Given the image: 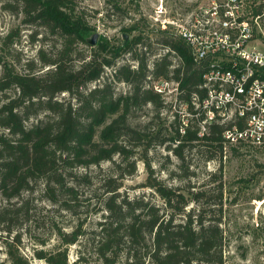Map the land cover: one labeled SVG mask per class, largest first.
<instances>
[{"label": "trees", "instance_id": "16d2710c", "mask_svg": "<svg viewBox=\"0 0 264 264\" xmlns=\"http://www.w3.org/2000/svg\"><path fill=\"white\" fill-rule=\"evenodd\" d=\"M107 2L110 9H122L120 0ZM3 8L22 13L24 23L44 27L61 41L52 56L40 47L38 62L28 61L27 69L20 70L6 56L19 33L11 30L2 38L0 192L6 203L0 205V241L3 239L11 263L31 264L19 251L20 233L10 239L22 224L20 216L29 214L30 199L23 194L42 181L48 200L73 211L80 198V180L89 185L94 182L90 167L111 162L109 171L99 177L102 219L98 222L95 251L101 264H118L122 255V264H224L225 230L219 222L205 218L211 208L208 190L177 189L166 184L153 176L149 157L155 145L172 151L182 165L186 163L185 151L197 146L203 147L199 150L209 158L217 153L222 156L225 150L226 124L212 122L200 135L199 120L190 117L181 133L184 118L173 114L170 123L161 120L160 110L167 103L146 84L150 75L168 78L180 83L184 101H190L194 94L206 96L201 87L204 67L195 62L186 42L168 29L155 27L161 44L169 50L150 68L146 52L138 51V45L145 43V31L131 36L139 31L144 19L124 27L119 42L99 36L93 45L90 38L95 27L76 11L73 0H4ZM81 44L90 45L88 55L80 52ZM126 53L138 62L136 67L128 62L118 64ZM173 53L178 64L170 58ZM109 68L113 69L111 74ZM121 81L127 82L131 90L117 95L115 82ZM63 92L71 98L59 99ZM147 104L156 107L157 114L144 125L137 123L133 111ZM42 113L44 118L27 124ZM233 150L238 151L235 147ZM139 160L149 171L147 186L163 199L162 205L122 195L124 180L137 171ZM218 190L219 204L223 205L222 179ZM253 198L262 200L264 194ZM192 202L200 206L187 211ZM82 228L83 222L70 231L60 228V246L36 249L35 255L46 264H71L68 247L79 241Z\"/></svg>", "mask_w": 264, "mask_h": 264}, {"label": "rangeland", "instance_id": "374dc122", "mask_svg": "<svg viewBox=\"0 0 264 264\" xmlns=\"http://www.w3.org/2000/svg\"><path fill=\"white\" fill-rule=\"evenodd\" d=\"M207 1L209 0H120L122 9L119 11L110 9L107 0H73V4L76 11L83 13L95 27V33L109 38L113 43L120 41L124 27L144 19L145 21L139 24V31L131 36L145 31V43L138 45V51L146 52L149 67L153 68L154 61L168 52V47L160 42V33L155 30V27H159L156 18L164 20L187 4ZM3 2L4 0H0V52H4L2 38L9 31L15 30L19 35L16 36L14 45L8 47L6 56L11 62L18 64L20 70L27 69L25 64L28 61L38 62L40 47L46 50L47 56H52L61 46L60 39L44 27L24 23L23 14L4 9ZM79 48L83 54L88 55L91 51L90 45L87 44H81ZM170 58L174 64H178L175 53L171 54ZM127 62L133 67L138 64L136 60H132L130 53L123 55L118 64ZM107 71L111 74L113 69L109 68ZM102 81L103 79L96 83ZM146 84L154 87L155 78L150 75ZM115 89L117 95L126 94L131 90V86L124 81L115 82ZM58 98L69 100L71 96L68 92H63ZM166 103L160 110V116L161 120L166 119L170 123L174 118L175 103L172 99H168ZM133 114L136 122L144 125L157 114V110L152 104H147L134 110ZM44 117L45 113L32 117L27 124ZM233 147L238 151H234ZM199 148L203 147L186 150V163L182 165L181 159L172 151L163 145H155L149 155L151 166L155 170L153 176L177 189L192 187L194 190H208L211 208L206 211L205 218L219 222L225 230L224 264H264V198H253L264 194V146H228L222 156L217 153L213 158L207 157ZM111 166V162H103L101 167H90L94 182L89 185L80 180V198L73 211L62 209L48 200L43 192L42 181H38L32 191L23 194V197L30 199L29 214L23 213L20 216L22 224L10 235V239L17 232L20 233L19 251L31 264H46L45 260L35 255V250H50L60 246L58 230L61 228L70 231L80 222H83L84 233L77 243L68 247L69 260L71 264H101V259L95 251L98 222L102 219V210L99 208L103 196L102 189L99 188V177L108 172ZM83 170L84 168L80 169L81 172ZM148 176L146 165L139 160L137 171L124 180L122 195L129 198L143 197L162 205L163 199L153 188L147 186ZM221 179L224 182L223 205L219 204L218 199ZM15 200L19 201L21 198ZM5 203L6 200L0 192V205ZM198 205L200 206L199 203L192 202L187 206V211L197 209ZM2 241L3 239L0 241V264H12ZM124 259L122 255L118 264H122Z\"/></svg>", "mask_w": 264, "mask_h": 264}, {"label": "built area", "instance_id": "2783aa9c", "mask_svg": "<svg viewBox=\"0 0 264 264\" xmlns=\"http://www.w3.org/2000/svg\"><path fill=\"white\" fill-rule=\"evenodd\" d=\"M158 25L186 42L195 62L204 67L206 96L181 99L180 83L155 79L154 89L173 114L199 120L200 135L212 122L226 124L228 146H264V0H209L187 4ZM169 50V49H168ZM179 107V108H178Z\"/></svg>", "mask_w": 264, "mask_h": 264}, {"label": "water", "instance_id": "95a60500", "mask_svg": "<svg viewBox=\"0 0 264 264\" xmlns=\"http://www.w3.org/2000/svg\"><path fill=\"white\" fill-rule=\"evenodd\" d=\"M99 38V33H94V35L90 38V43L95 45L97 43V40ZM125 38H128V35H125Z\"/></svg>", "mask_w": 264, "mask_h": 264}]
</instances>
